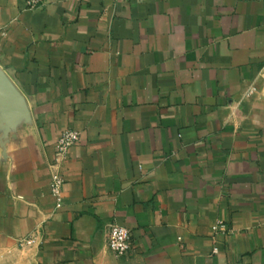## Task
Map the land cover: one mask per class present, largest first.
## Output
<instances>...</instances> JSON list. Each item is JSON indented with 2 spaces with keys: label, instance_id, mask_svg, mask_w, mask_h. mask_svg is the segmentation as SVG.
<instances>
[{
  "label": "crops",
  "instance_id": "crops-1",
  "mask_svg": "<svg viewBox=\"0 0 264 264\" xmlns=\"http://www.w3.org/2000/svg\"><path fill=\"white\" fill-rule=\"evenodd\" d=\"M0 68L29 110L0 125V251L264 264V0H0Z\"/></svg>",
  "mask_w": 264,
  "mask_h": 264
},
{
  "label": "built area",
  "instance_id": "built-area-1",
  "mask_svg": "<svg viewBox=\"0 0 264 264\" xmlns=\"http://www.w3.org/2000/svg\"><path fill=\"white\" fill-rule=\"evenodd\" d=\"M40 0H30L36 6ZM81 140L80 132L67 129L58 138L56 144V170L52 173L51 189L57 199V207L63 205V186L65 178L61 173V165L67 159L69 150ZM108 248L118 257L128 256L134 251V240L130 229L118 223H111L107 233ZM217 253V248L214 249Z\"/></svg>",
  "mask_w": 264,
  "mask_h": 264
},
{
  "label": "water",
  "instance_id": "water-1",
  "mask_svg": "<svg viewBox=\"0 0 264 264\" xmlns=\"http://www.w3.org/2000/svg\"><path fill=\"white\" fill-rule=\"evenodd\" d=\"M29 119L25 98L7 74L0 68V125L9 132L15 119Z\"/></svg>",
  "mask_w": 264,
  "mask_h": 264
},
{
  "label": "rangeland",
  "instance_id": "rangeland-1",
  "mask_svg": "<svg viewBox=\"0 0 264 264\" xmlns=\"http://www.w3.org/2000/svg\"><path fill=\"white\" fill-rule=\"evenodd\" d=\"M33 255L22 243L19 248L0 251V264H32Z\"/></svg>",
  "mask_w": 264,
  "mask_h": 264
}]
</instances>
